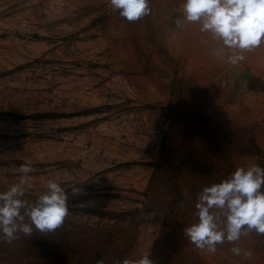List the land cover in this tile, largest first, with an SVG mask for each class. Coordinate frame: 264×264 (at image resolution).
Wrapping results in <instances>:
<instances>
[{
    "label": "rangeland",
    "instance_id": "374dc122",
    "mask_svg": "<svg viewBox=\"0 0 264 264\" xmlns=\"http://www.w3.org/2000/svg\"><path fill=\"white\" fill-rule=\"evenodd\" d=\"M183 0H151L128 22L109 0H0V192L35 202L60 183L56 231L0 241V264H264V235L198 250L184 234L205 186L264 167V44L237 65ZM78 189L73 194L72 189ZM251 253L246 256L245 253Z\"/></svg>",
    "mask_w": 264,
    "mask_h": 264
},
{
    "label": "clouds",
    "instance_id": "9594fccd",
    "mask_svg": "<svg viewBox=\"0 0 264 264\" xmlns=\"http://www.w3.org/2000/svg\"><path fill=\"white\" fill-rule=\"evenodd\" d=\"M114 11L128 22H136L152 13L151 0H109ZM181 14L174 24L200 25L213 45L212 54L229 65L245 59L244 53L264 44V0H183ZM19 183L0 192V241L31 237L34 231L49 234L59 229L69 213L68 195L55 180L47 182L46 190L33 203L23 199L24 185L30 179L31 162L19 168ZM73 194L78 189H72ZM197 221L184 228V234L201 251L215 253L217 245L232 244L231 252L239 256L236 242L253 231L264 235V167H237L229 176L205 186L195 205ZM250 256L251 253H245ZM104 264V260L96 261ZM116 264H154L150 253L138 259H124Z\"/></svg>",
    "mask_w": 264,
    "mask_h": 264
}]
</instances>
